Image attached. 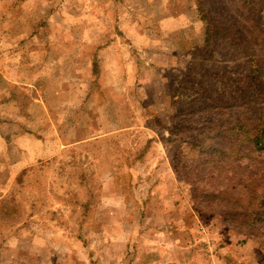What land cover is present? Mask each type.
<instances>
[{"label": "rangeland", "instance_id": "rangeland-1", "mask_svg": "<svg viewBox=\"0 0 264 264\" xmlns=\"http://www.w3.org/2000/svg\"><path fill=\"white\" fill-rule=\"evenodd\" d=\"M239 124L264 0H0V264H264Z\"/></svg>", "mask_w": 264, "mask_h": 264}, {"label": "trees", "instance_id": "trees-1", "mask_svg": "<svg viewBox=\"0 0 264 264\" xmlns=\"http://www.w3.org/2000/svg\"><path fill=\"white\" fill-rule=\"evenodd\" d=\"M239 132L241 134V139L246 140L252 145L251 149L254 152H264V127L256 129L250 125L239 124ZM251 150L249 152H251ZM264 199V193L262 195Z\"/></svg>", "mask_w": 264, "mask_h": 264}]
</instances>
